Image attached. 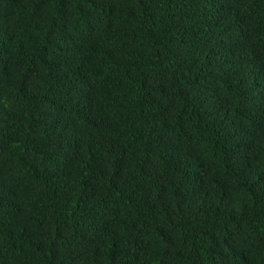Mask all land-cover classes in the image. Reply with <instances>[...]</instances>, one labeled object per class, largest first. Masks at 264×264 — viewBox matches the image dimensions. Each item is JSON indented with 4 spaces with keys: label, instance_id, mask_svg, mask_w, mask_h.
Listing matches in <instances>:
<instances>
[{
    "label": "trees",
    "instance_id": "16d2710c",
    "mask_svg": "<svg viewBox=\"0 0 264 264\" xmlns=\"http://www.w3.org/2000/svg\"><path fill=\"white\" fill-rule=\"evenodd\" d=\"M253 46L264 0H0V264H264L261 196L215 197L218 140L264 150ZM215 72L236 85L213 114Z\"/></svg>",
    "mask_w": 264,
    "mask_h": 264
},
{
    "label": "clouds",
    "instance_id": "9594fccd",
    "mask_svg": "<svg viewBox=\"0 0 264 264\" xmlns=\"http://www.w3.org/2000/svg\"><path fill=\"white\" fill-rule=\"evenodd\" d=\"M231 10V7L225 8L223 11L219 12V16L225 17V13ZM257 46L245 48V51L241 54V64L246 75L251 78L255 86L264 88V50L253 49ZM198 53L197 56H200ZM215 82L213 83L214 92L210 93L206 97V100L213 106V114L219 109L222 103H224L227 98L228 92L235 88L236 82L228 77V74L224 72L214 73ZM226 80L228 84H223L222 81ZM217 90H221L218 92ZM196 111V108H192ZM140 132L136 130H129L123 135V141L125 139L129 140L131 146L135 147H145L153 149L155 143L164 141V144H171V148L176 147L175 141L176 137L169 130H162L159 135L144 139ZM149 141V142H148ZM217 154L221 159L228 161L227 166L231 169L230 179L227 178L226 183L219 185V188L215 191V197L220 205L231 206L233 203L235 194L228 190L230 181L237 183V188L235 189L237 199L239 201V211H244L246 208H252L245 203L240 202L239 196L242 195L243 190L247 192H255L261 196V206L259 209L264 208V150L255 147V144L239 142L235 137L223 138L216 142L214 145ZM169 162V161H168ZM168 162L164 161L162 171H166ZM93 182L89 184L92 188ZM151 207L160 214H164L167 220L174 215L176 210V203L173 200H168V197L163 195H151L150 196ZM161 204L165 207V213H161L156 210V204ZM152 209V212L155 213ZM228 213L225 209L223 214ZM146 241V240H144Z\"/></svg>",
    "mask_w": 264,
    "mask_h": 264
}]
</instances>
